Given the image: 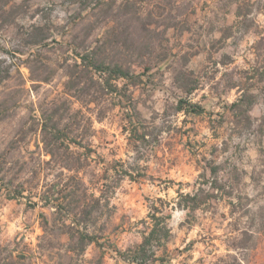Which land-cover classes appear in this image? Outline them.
Returning a JSON list of instances; mask_svg holds the SVG:
<instances>
[{
    "label": "rangeland",
    "instance_id": "rangeland-1",
    "mask_svg": "<svg viewBox=\"0 0 264 264\" xmlns=\"http://www.w3.org/2000/svg\"><path fill=\"white\" fill-rule=\"evenodd\" d=\"M94 1L13 0L9 7L16 6L17 13L0 29V58L12 63L0 83V264L11 261V255L14 264H97L100 256L103 264H137L114 248H134L142 241L155 206L161 208L155 210L159 216L170 215V236L157 247V259L145 264H232L234 257L243 264H264V232L252 249L230 247L239 216L224 200L211 199L195 211L178 204V191L207 187L204 168L215 161L227 168L222 173L242 196L239 206L264 212V0H158L161 8H146L154 10L152 25L160 31L156 52L147 61L160 64L133 90L151 132L149 141L136 146L135 136L125 129L126 107L117 100L101 107L107 111L102 119L94 104L84 106L94 129L92 152L80 175L97 194L106 183L112 206L103 244H91L77 258L65 253L60 240L67 236L56 228L41 238L42 213L51 223L55 217L40 198L43 184L64 183L69 174L65 170L59 176L58 169L47 166L38 172L49 159L41 140L42 111L66 96V64L73 62L69 41L95 20L83 11ZM134 24L137 30L144 25ZM37 26L49 34L36 71L51 76L48 82L33 80L26 54L19 52L29 48L26 33ZM165 47L172 49L176 66L157 59ZM185 59L199 79L189 98L204 108L201 114L176 112L183 93L173 68L182 67ZM234 102L237 108L231 107ZM248 220L245 216L240 224Z\"/></svg>",
    "mask_w": 264,
    "mask_h": 264
},
{
    "label": "trees",
    "instance_id": "trees-1",
    "mask_svg": "<svg viewBox=\"0 0 264 264\" xmlns=\"http://www.w3.org/2000/svg\"><path fill=\"white\" fill-rule=\"evenodd\" d=\"M12 1L0 0V29L9 24L8 22L12 21L17 13L16 6L9 7ZM155 4L157 7L161 6L158 0H123L120 3H117V0H95L93 5L83 7V11L91 17L95 16V20L86 24L83 34L75 33L69 41L73 62L66 64V96L42 111L41 140L49 159L42 161L44 167L38 172L46 170L45 166H47L48 169H58L59 176L64 175L65 170L69 174L66 175L67 180L64 183L57 180L43 184L44 189L40 193V198L45 206H51L55 217L52 218L51 223L50 218L42 213L44 233L41 238L46 240V233L56 228L59 234L67 236L65 241L60 240V244L64 246L65 253L69 257L78 258L84 255L93 243L103 244L101 238L104 236L107 220L112 213L106 183H103L97 194L95 191H90L88 184L80 175L92 152L90 138L94 129V119L84 110V106L91 108L90 105L94 104L100 110L97 118L102 119L107 111L101 107L113 104L117 100V105L126 107L125 129L130 137L135 136L136 146L144 145L149 141L151 132L145 125V118L138 107L133 88L145 84V74L160 64L147 61L155 54L156 42L160 35V31L152 25L156 20L154 10L146 9ZM76 18L78 17H73ZM137 21L144 24L141 30H137L134 24ZM98 27L102 29L101 32H97ZM26 34L25 41L29 48L19 52L26 54L23 60L28 64L33 80L48 82L51 76H42L41 73L36 74V71L37 63L42 62L40 54L48 45L46 39L49 34L45 28L38 26ZM171 52L172 49L165 47L156 54V57L161 62L169 60L168 64L176 66V61L170 59L173 57ZM187 62L188 59H185L182 67H178V64L173 68L174 78L183 93L177 100L176 112L201 114L204 108L189 98L199 88V79L193 70L187 69ZM11 66L12 63L0 58V83L9 76ZM136 66H142L144 71H137ZM77 102L80 105L76 107ZM238 106V102L231 105L233 108ZM112 167L116 168L115 165ZM222 169L227 171L221 163L215 161L207 163L203 173L207 177V187L199 186L189 192L178 191L180 194L178 204L183 209L195 211L211 199L224 200L230 208V213L239 216L232 231L237 232V235L231 237L230 247L235 250L252 249L257 236L264 232V218H261L264 212L248 205L239 206L242 196L235 193V189L228 181L230 179L222 173ZM125 174L132 175L127 169ZM235 198L238 201H235ZM154 208L149 215L152 225L149 226L148 232H143L142 241L134 248L126 250L114 248L123 259L137 264H145L157 259V247H160L170 236V228L166 223V218L170 215L161 217L155 211L161 208L158 206ZM240 208L242 211L239 210ZM245 216L249 220L245 221L246 225H242L240 222H244L242 220ZM101 218L104 220L99 225ZM39 248L45 252L46 248L42 244ZM11 256V261L5 264L16 262L14 255ZM243 263L244 260L239 257L232 259V264ZM97 264H103L102 256L98 258Z\"/></svg>",
    "mask_w": 264,
    "mask_h": 264
}]
</instances>
